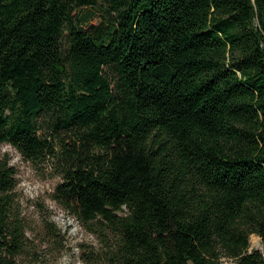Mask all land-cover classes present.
I'll use <instances>...</instances> for the list:
<instances>
[{"label": "trees", "instance_id": "1", "mask_svg": "<svg viewBox=\"0 0 264 264\" xmlns=\"http://www.w3.org/2000/svg\"><path fill=\"white\" fill-rule=\"evenodd\" d=\"M109 4L87 29L96 0H0V144L59 155L56 114L76 137L57 198L118 234L115 264H264V0ZM16 182L0 157V264H20Z\"/></svg>", "mask_w": 264, "mask_h": 264}, {"label": "rangeland", "instance_id": "2", "mask_svg": "<svg viewBox=\"0 0 264 264\" xmlns=\"http://www.w3.org/2000/svg\"><path fill=\"white\" fill-rule=\"evenodd\" d=\"M110 10L109 0H96L95 6L79 7L73 15L87 27L97 26ZM92 14L86 18L87 12ZM68 38L62 44L67 51ZM104 75L119 94V71L116 65H106ZM56 114H45L39 134L56 144V156L40 160L25 159L12 145L0 144V157L9 159L16 170V187L12 210L23 226L22 247L16 255L20 264H115L119 255V236L101 221L84 223L66 205L58 188L64 182L66 164L60 154L72 144L73 133L57 127ZM250 249L264 251L262 238L250 236ZM221 264H235L220 250ZM191 264V263H190Z\"/></svg>", "mask_w": 264, "mask_h": 264}]
</instances>
